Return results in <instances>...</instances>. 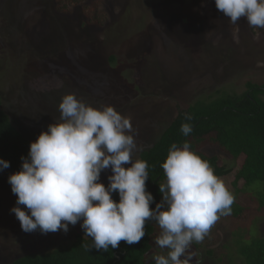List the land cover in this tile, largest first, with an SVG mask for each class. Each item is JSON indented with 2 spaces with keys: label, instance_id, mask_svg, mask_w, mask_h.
<instances>
[{
  "label": "rangeland",
  "instance_id": "rangeland-1",
  "mask_svg": "<svg viewBox=\"0 0 264 264\" xmlns=\"http://www.w3.org/2000/svg\"><path fill=\"white\" fill-rule=\"evenodd\" d=\"M179 1L82 0L76 6L68 0H0L3 108L36 140L60 120L58 106L67 93L96 107L112 105L131 119L139 147L135 161L178 112L202 95L220 88L240 93L249 79L264 81V28L251 27L243 17L232 24L215 10L213 0ZM187 16L192 20L185 23ZM81 20L95 27L90 30L94 38ZM111 55L125 60L123 71L128 62L129 72L120 75ZM207 151L237 168L217 147ZM11 174L0 171V264L20 253L68 247L78 233L85 236L82 220L69 225L67 233L24 232L10 211L17 201L8 182ZM234 174L222 179L230 190ZM110 175V168L101 172L106 187ZM154 224L156 238L161 230ZM241 229L264 236V213L253 211L247 220L221 216L202 242H193L191 264H229L224 245ZM155 238L148 261L167 252L155 245Z\"/></svg>",
  "mask_w": 264,
  "mask_h": 264
},
{
  "label": "clouds",
  "instance_id": "clouds-1",
  "mask_svg": "<svg viewBox=\"0 0 264 264\" xmlns=\"http://www.w3.org/2000/svg\"><path fill=\"white\" fill-rule=\"evenodd\" d=\"M215 5L232 24L243 17L251 27L264 28V0H215ZM58 107L60 120L30 143L21 170L8 177L17 196L10 211L21 229L67 233L69 225L82 220L93 247L108 250L121 241L139 243L146 221L152 220L161 230L155 245L167 250L154 254L155 264H191L193 242H202L221 216L230 215L234 202L210 163L188 142L172 144L162 164L166 176V183L159 186L162 199L151 208L148 164L132 159L139 147L131 119L112 105L87 104L75 93L65 94ZM185 119L191 117L185 114ZM180 131L188 136L193 127L182 123ZM9 166L0 158V171ZM109 168L112 175L106 187L100 176ZM115 192L118 202L112 198Z\"/></svg>",
  "mask_w": 264,
  "mask_h": 264
},
{
  "label": "trees",
  "instance_id": "trees-1",
  "mask_svg": "<svg viewBox=\"0 0 264 264\" xmlns=\"http://www.w3.org/2000/svg\"><path fill=\"white\" fill-rule=\"evenodd\" d=\"M68 1L69 5L77 6L82 0ZM192 1L200 2V0ZM213 1V7L218 11L215 0ZM184 2V0L179 1V3ZM191 20V16L183 19L185 23ZM81 22L87 29L88 37L94 38L95 33L91 35L90 30H95V27L90 26L85 20ZM110 60L119 68L120 75L129 72L131 65L128 62H126L128 68L125 64L123 71L121 63H125V60L117 61L114 55H111ZM41 65L44 66L45 63ZM246 85L247 89L240 93L220 88L213 93L202 95L186 110L178 112L161 135L150 143L151 145L140 150L138 159L148 164L149 177L146 181V190L154 196V201L150 204L151 208H155L156 203L162 199L163 194L159 191V186L166 183L162 164L167 158L171 145L175 143L179 146L188 142L193 151L210 163L220 179L235 173L231 180V190L229 189L234 196V202L231 205V214L227 216L247 220L253 211L264 213V81L249 79ZM185 114L191 119L186 120ZM182 123H190L193 127V131L188 136H184L180 131ZM33 141L5 111L0 94V158L10 162L7 168L9 172L15 173L21 170L23 162L21 158L28 156L30 143ZM211 147H217L218 150L232 157L237 163V168L227 166L220 161L218 155L208 153L207 150ZM112 198L118 202V192L112 193ZM243 200L247 202L246 205ZM154 223L152 220L146 221L145 236L136 244L128 245L121 241L117 248L97 250L93 247L91 237L78 233L68 247L20 253L7 264H155L154 260L147 259L156 236ZM224 249L229 264L237 263L234 259L235 255L240 259L241 264H264V236H253L250 232L241 229L233 232V238L229 244L224 245ZM209 254L212 256L214 251L209 250Z\"/></svg>",
  "mask_w": 264,
  "mask_h": 264
}]
</instances>
